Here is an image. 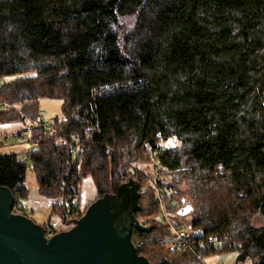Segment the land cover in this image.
<instances>
[{
  "label": "trees",
  "instance_id": "obj_1",
  "mask_svg": "<svg viewBox=\"0 0 264 264\" xmlns=\"http://www.w3.org/2000/svg\"><path fill=\"white\" fill-rule=\"evenodd\" d=\"M126 20L133 28L124 37ZM6 77L15 80L0 85V124L38 121L40 99L64 100L62 118L29 135L26 160L0 155L14 214L29 218L20 204L29 162L70 230L85 214L84 179L97 199L114 194L131 179L129 163L151 154L167 212L180 192L163 172L188 182L190 229L201 233L186 239L202 259L173 248L177 233L144 177L136 218L150 230L132 231L139 256L204 264L237 252V263L264 264V0H0ZM220 184L236 205L211 207L208 192ZM42 227L48 238L59 233Z\"/></svg>",
  "mask_w": 264,
  "mask_h": 264
},
{
  "label": "water",
  "instance_id": "obj_2",
  "mask_svg": "<svg viewBox=\"0 0 264 264\" xmlns=\"http://www.w3.org/2000/svg\"><path fill=\"white\" fill-rule=\"evenodd\" d=\"M139 191L138 182L122 184L95 201L72 229L48 239L42 226L13 213L14 195L0 185V264H150L132 243L133 229L150 230L136 218Z\"/></svg>",
  "mask_w": 264,
  "mask_h": 264
},
{
  "label": "rangeland",
  "instance_id": "obj_3",
  "mask_svg": "<svg viewBox=\"0 0 264 264\" xmlns=\"http://www.w3.org/2000/svg\"><path fill=\"white\" fill-rule=\"evenodd\" d=\"M133 28V20H126L122 23V30L124 37L127 36L128 32ZM130 29V30H129ZM15 80L13 77H6L2 81H0V85L4 83H8L10 81ZM63 105L64 100L59 98H42L38 102V108L40 110V118L46 121L47 123H52L57 118L61 119L63 116ZM40 119V120H41ZM24 121H32L31 119L27 118ZM39 121V120H38ZM24 122H10V123H3L0 124V155L2 154H17L20 159L26 160V156L24 155L25 152L33 149V145L29 142V136H23V127L19 126V124ZM30 124V122H29ZM32 125V124H31ZM15 133H19L20 137L15 138L12 136ZM10 135L9 139H6L5 136ZM87 137H90V134L87 133ZM165 147H173L179 148L180 143L174 141H168L165 143ZM142 157L135 162H130V180L134 182H144L141 179L149 178L148 181V189L150 188V184L159 177L157 175L156 168V158L153 157L151 154H142ZM128 162V161H127ZM165 176V180L167 183L172 184L173 187H178L179 192L176 195L177 200L175 201V209L171 212L167 213V217L170 221L183 229L186 233L192 235H199L200 231H192L190 229V222L193 218L194 208L193 203L189 196L187 195L188 189V182L186 179L182 180L180 173H167L163 172ZM169 176V177H168ZM183 176V175H182ZM144 177V178H143ZM161 177V176H160ZM163 178V177H162ZM87 179V178H86ZM91 179V178H90ZM85 180V179H84ZM84 180L82 181L81 185V200H84L85 205L84 208L80 205L81 212L86 213L87 207H90L96 200H98V195L96 193L95 197L93 194L86 196L85 191H83V184ZM92 180V179H91ZM129 180V181H130ZM93 181V180H92ZM128 181V182H129ZM87 182V181H86ZM85 182V183H86ZM89 184L92 186L91 181H88ZM164 183L162 182V185ZM24 185L27 187L28 191L25 197L20 198V204L24 208V212L29 216V218L36 223L37 225H49L51 230L56 232H65L68 229V225L65 224L58 214L54 213L53 207L55 204V199L43 194L40 190L39 183L37 180V176L34 170V167L31 162L27 163V173H26V181ZM85 187V186H84ZM163 187V186H162ZM230 186L228 185H217L213 189H210L208 192V201L211 207L215 205H219L220 207H231L236 205L234 200V196L230 193ZM88 188V185H87ZM86 189V187L84 188ZM94 189V187H93ZM153 190V189H152ZM154 191V190H153ZM83 194V195H82ZM85 198V199H84ZM81 202V201H80ZM93 202V203H92ZM183 211V215L180 214V211ZM188 210V211H187ZM187 211V212H185ZM259 215V214H258ZM263 223L262 219L256 218V225H261ZM237 252H231L228 254L223 255H214L209 256L203 259L204 264H250V261H246L244 263H237Z\"/></svg>",
  "mask_w": 264,
  "mask_h": 264
},
{
  "label": "built area",
  "instance_id": "obj_4",
  "mask_svg": "<svg viewBox=\"0 0 264 264\" xmlns=\"http://www.w3.org/2000/svg\"><path fill=\"white\" fill-rule=\"evenodd\" d=\"M1 108L2 109H5V110H10V109H14V106L12 105H8V104H5V103H2L1 104ZM30 122V124H29ZM32 124V125H31ZM50 124L47 123L46 121H44L43 119L39 120V121H26L24 122V124L21 126L23 127V136H29L31 134V132L36 128V127H44V128H47ZM9 136L10 135H6L5 138L6 139H9ZM12 136H14L15 138H19L20 137V134L19 133H15L13 134ZM74 139L76 141H78V137L75 136ZM35 145V144H34ZM161 177H157L153 182L152 184H150V188L153 189L158 198H159V203L162 207V210H161V213H160V217H162V219L167 223L169 224L173 229L174 231L177 233V237H176V240L175 242L173 243V248H178V249H182V250H186V249H191L194 253H195V248L193 246L194 244V241H189L186 239V233L183 229H181L180 227H176V225H174L170 219L167 217V211L165 210V204L163 202V199H162V195H163V190L161 189ZM169 205H173L174 204V201L171 200L169 201L168 203ZM52 236V235H51ZM49 236V237H51ZM48 238V237H47ZM49 239V238H48ZM201 246H202V243H200ZM216 245V244H215ZM221 246H218V248H220ZM196 254V253H195ZM197 257L199 259H202V257L199 255V254H196Z\"/></svg>",
  "mask_w": 264,
  "mask_h": 264
},
{
  "label": "crops",
  "instance_id": "obj_5",
  "mask_svg": "<svg viewBox=\"0 0 264 264\" xmlns=\"http://www.w3.org/2000/svg\"><path fill=\"white\" fill-rule=\"evenodd\" d=\"M21 125H23V124L20 123L19 126H21ZM86 181H91L92 187H94V189H91L90 187L87 188V185H86L87 182H86ZM85 182H86V183H85ZM83 185L86 187V189H84L85 187L83 186V189H82L83 191L86 190V191H85V193H86L85 195H86V196H84V197L86 198L88 194H89V195L93 194V196L95 197L97 191H96V188H95L94 182H93L90 178H87V179L84 180V184H83ZM93 190H94V191H93ZM82 195H83V194H82ZM89 195H88V196H89ZM85 198H84V199H85ZM87 203H88V202H87ZM87 203H85L84 200H81V207L84 208L85 205H86Z\"/></svg>",
  "mask_w": 264,
  "mask_h": 264
}]
</instances>
